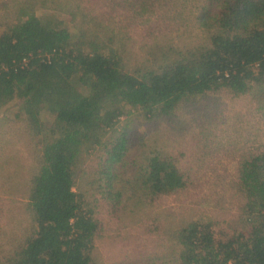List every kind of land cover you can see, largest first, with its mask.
<instances>
[{"label":"trees","instance_id":"obj_1","mask_svg":"<svg viewBox=\"0 0 264 264\" xmlns=\"http://www.w3.org/2000/svg\"><path fill=\"white\" fill-rule=\"evenodd\" d=\"M68 1L0 0V109L18 101L41 144L28 179L1 165L0 264H103L96 243L106 206L138 215L163 247L127 264H264V144L244 145L223 179L239 214L218 233L202 219L166 227L160 211L194 184L195 165L235 144L210 122L212 97L248 93L264 116V0H196L198 39L186 34L177 0ZM132 109L155 124L135 151ZM44 111L54 116L48 127ZM175 132L187 147L168 143ZM19 193L27 210L17 233L6 200ZM123 231L130 241L134 228Z\"/></svg>","mask_w":264,"mask_h":264},{"label":"rangeland","instance_id":"obj_2","mask_svg":"<svg viewBox=\"0 0 264 264\" xmlns=\"http://www.w3.org/2000/svg\"><path fill=\"white\" fill-rule=\"evenodd\" d=\"M182 8L181 16L187 18L186 30L197 39L201 36V30L194 24L192 16L195 18L197 12L196 0H177ZM69 5H75L76 1L69 0ZM186 5V8H185ZM55 11L61 19L73 28L76 21L65 12L66 9ZM40 15H47L53 10L39 9ZM115 23V22H114ZM185 29V28H184ZM1 31V30H0ZM248 93H242L240 98L232 99L230 94L216 95L206 104V108L214 110L211 123L215 121L220 125L219 135L223 142H235V144L223 145L222 150L206 158L205 167L198 170L194 166L192 172L195 174L194 184L189 185L185 190L165 197L162 200V211L169 216L165 226L170 223L180 226L190 220L202 219L216 223L214 230L221 229L219 225L228 226V221L236 220L239 214L237 197H232V191L228 188L227 182L236 172L238 157L245 147L264 144V116L252 111V106L248 99ZM19 102L14 101L10 105L0 109V171L1 165L5 164L10 173H15L19 178L30 177L32 171L39 165L40 136L32 130L21 118ZM201 117V116H200ZM54 116L44 111L43 120L46 127L53 122ZM125 119V116H123ZM133 127L132 142L133 151L136 147L155 133L154 123L142 121L139 110H131L130 118ZM202 124L204 119L199 120ZM207 123V122H205ZM157 126V125H156ZM215 127V125H213ZM213 129V127H212ZM181 133L175 132L170 137L169 144L176 145L171 141H179L187 147L186 141L180 138ZM182 135L184 133L182 132ZM143 138V139H142ZM171 142V143H170ZM193 143V142H192ZM2 145V147H1ZM245 145V147H243ZM181 146V147H183ZM145 148V147H144ZM216 150L212 151L214 153ZM130 160L132 156L129 155ZM209 163V164H208ZM196 172V173H195ZM222 177V178H221ZM22 181V179H19ZM16 185V184H15ZM20 190V188L18 187ZM4 194V193H0ZM19 194H9L6 200L8 216V228H14L17 233L25 226V210H27L26 198H20ZM24 197V194H21ZM138 215L132 214L130 210L111 209L108 206L103 209L101 215L105 229L102 235L97 238V255L103 264H127L126 261L133 259L140 253L151 255L160 254L162 248L158 242L154 241L145 233V228L140 227ZM225 221V222H224ZM227 221V222H226ZM134 228L130 235V241H122L128 236V231L123 229ZM120 233H127L120 236ZM157 239V238H156Z\"/></svg>","mask_w":264,"mask_h":264}]
</instances>
